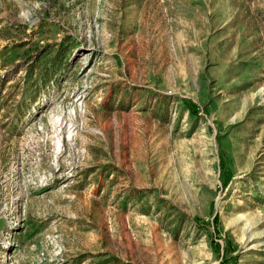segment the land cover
I'll return each instance as SVG.
<instances>
[{"label":"rangeland","instance_id":"rangeland-1","mask_svg":"<svg viewBox=\"0 0 264 264\" xmlns=\"http://www.w3.org/2000/svg\"><path fill=\"white\" fill-rule=\"evenodd\" d=\"M0 264H264V0H0Z\"/></svg>","mask_w":264,"mask_h":264},{"label":"clouds","instance_id":"clouds-1","mask_svg":"<svg viewBox=\"0 0 264 264\" xmlns=\"http://www.w3.org/2000/svg\"><path fill=\"white\" fill-rule=\"evenodd\" d=\"M21 17H25L26 16V14L24 13V12H21Z\"/></svg>","mask_w":264,"mask_h":264}]
</instances>
